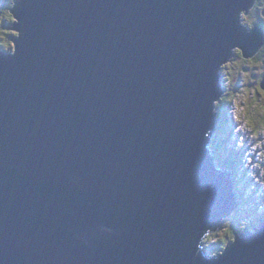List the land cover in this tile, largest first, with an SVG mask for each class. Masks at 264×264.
Segmentation results:
<instances>
[{
	"label": "water",
	"instance_id": "95a60500",
	"mask_svg": "<svg viewBox=\"0 0 264 264\" xmlns=\"http://www.w3.org/2000/svg\"><path fill=\"white\" fill-rule=\"evenodd\" d=\"M254 2H15L0 264H264V224L213 259L200 246L235 208L209 145L222 65L263 43L241 23Z\"/></svg>",
	"mask_w": 264,
	"mask_h": 264
},
{
	"label": "rangeland",
	"instance_id": "374dc122",
	"mask_svg": "<svg viewBox=\"0 0 264 264\" xmlns=\"http://www.w3.org/2000/svg\"><path fill=\"white\" fill-rule=\"evenodd\" d=\"M14 1L17 2L19 0H0V50L12 54H14V44L10 40L12 37H14L13 39L18 38V33L14 30H7L6 28L15 24L16 19H12V16L9 17L8 14L3 11L1 12V10L5 9L4 11L9 12V10L12 9ZM2 14L5 18L2 17ZM248 15L242 14L241 23L244 26H247L248 24ZM233 51H240L242 53L239 48H234ZM231 55L233 56L234 54L232 53ZM222 67L223 68L220 71V82L228 90L225 92L221 104H214L215 120H217V117L222 122L223 120L228 119L226 128L231 124V137L227 135V132L223 131L222 125L221 134L219 132L218 135L215 133L212 136L209 150L215 158L216 168L219 169V171L228 173V171L231 172L233 170L239 183V193L235 191L238 206L234 212L222 219L218 231H212L202 239L203 246L206 247L208 244L207 248L202 249V254L205 257L211 258L217 256L215 253L218 244H220L219 247L223 249L227 243H233L236 236L239 237L242 235H236L240 229H235V224L238 225L239 220H237L236 216L233 214L241 213L239 219L244 221H242L243 225L250 223V227L254 226L255 223L249 220L250 216L246 211V208L249 209L252 206L255 207V202L257 204L264 203V93H260L259 95L256 91L259 86L261 87L259 83H256L258 82L261 70L262 72L264 71V62L258 64V68L254 70L251 58H245L239 53V58L238 56H234V58L231 57L229 61L222 65ZM256 75L258 77L256 78L257 81L255 83L252 76ZM257 112L259 113L257 114ZM256 114L257 116L254 117ZM251 127H254L256 135H253L254 132L251 130ZM223 142L224 144H227L228 149L226 147L223 148ZM231 150L238 152L236 157H239V161H241L240 163L237 159L234 160V169L230 161L228 167H223L220 161L221 159L225 161L226 158H228H222L220 152H223L224 154L226 153L227 156L230 155V157H232L235 154H231ZM231 159L232 158H230V160ZM228 160H226V162ZM243 172L244 179L241 182ZM251 173L252 176L254 174L256 175V182L253 180V182L247 183V180L251 178ZM237 180L233 179V182L237 183ZM244 212L246 215L248 213V215L245 216ZM262 212H264V206L261 205L259 213ZM252 218L253 220L255 219L254 215H252ZM245 232L250 231H244V233ZM209 244L213 247L210 248ZM218 253H220V251Z\"/></svg>",
	"mask_w": 264,
	"mask_h": 264
},
{
	"label": "trees",
	"instance_id": "16d2710c",
	"mask_svg": "<svg viewBox=\"0 0 264 264\" xmlns=\"http://www.w3.org/2000/svg\"><path fill=\"white\" fill-rule=\"evenodd\" d=\"M5 9H3V10H1V11H3L4 13H6V14H8L9 15V17L11 16V14L9 13L10 12V10H9V12L8 11H4ZM12 18V17H11ZM13 19V18H12ZM10 21H11V19H10ZM0 22H1V20H0ZM4 34V33H3ZM4 51V50H3ZM226 90H228V89H226ZM226 98H228V97H226ZM232 99V98H231ZM257 115H255L254 117H256ZM228 120V119H227ZM227 120H223V122L222 121H220V119L217 117V120H216V123H215V128H216V134L218 135L219 134V132H220V134H221V130H222V125H223V131L224 132H226L225 131V127H227ZM220 125H221V127H220ZM251 130L254 132V134L253 135H256V133H255V129H254V127L252 128L251 127ZM219 143V142H218ZM220 144V143H219ZM213 145V144H212ZM220 145H222V144H220ZM223 145H224V147L223 148H227L228 149V147H227V144H224V142H223ZM221 147V146H220ZM222 148V149H223ZM221 150V149H220ZM237 153L238 152H235V151H233V150H231V154H235L234 156H232V157H230V155H228L227 156V154L225 153H223V152H220V154L222 155V158H224V157H228V158H226V160H228L227 162H226V160L224 161V160H220L221 161V163H222V166L223 167H228L229 165H230V163H234V160L236 159V155H237ZM216 154H217V152H216ZM232 158L231 160H230V158ZM229 161H230V163H229ZM234 166V164H232V167ZM222 167V168H223ZM233 171V170H232ZM234 173V172H233ZM234 178H235V175H234ZM249 180V179H248ZM250 182H253V180H249ZM234 186H235V191H237L238 192V190H237V187L239 186L238 184H236L235 182H234ZM263 187H264V185H263ZM239 193V192H238ZM254 202V201H253ZM259 208H260V205H257V206H255L254 208H246V211L249 213V220L251 221V222H254L255 223V225L254 226H251L250 227V223L249 224H244L243 225V220L242 219H239L240 217H239V215L241 214H233V215H235L236 216V218H237V220H239V224L237 225V224H235L236 225V227H235V229H240L239 231H238V233L236 234V235H240V234H242L243 235V233H244V231H253V229H255V228H257V227H259L261 224H264V213H259ZM245 211V212H246ZM255 211V212H254ZM244 212V215L245 216H247L248 215V213H247V215H246V213ZM261 214V215H260ZM252 215H254V220H253V218H252ZM243 221V222H242ZM220 225V224H219ZM217 226L215 229H212V230H210V232H214V231H218L219 229L218 228H220V226ZM209 232V233H210ZM243 232V233H242ZM235 233V232H234ZM228 239V238H227ZM235 239H237V236H236V238ZM235 239H234V241H235ZM228 242H230V241H228ZM231 243L232 242H230V243H227L226 244V246H230L231 245ZM210 245V244H209ZM207 246H208V244H207ZM207 246H206V248H207ZM220 246V244H218L216 247H217V251L219 252V251H221L222 249H221V247H219ZM225 246V247H226ZM211 247H213V246H211L210 245V248ZM224 249V248H223ZM216 251V253L215 254H219L218 252Z\"/></svg>",
	"mask_w": 264,
	"mask_h": 264
},
{
	"label": "flooded vegetation",
	"instance_id": "af4514ba",
	"mask_svg": "<svg viewBox=\"0 0 264 264\" xmlns=\"http://www.w3.org/2000/svg\"><path fill=\"white\" fill-rule=\"evenodd\" d=\"M248 14H249L248 15L249 21H248L247 26H245V27H248L250 29L253 27H260L262 29L263 37H264V0H256L252 9L250 10V12ZM2 17H4L3 14H2ZM13 38L14 37H12V39ZM261 49L251 57V63L253 65L254 70H256L258 68V64L264 62V39H263V43L261 45ZM12 51H13V45H12ZM239 53L242 55V53L240 51H236V52L233 51L234 55L232 56V58H234V56H238V58H239ZM252 77L254 78L253 81L256 83V81H257L256 78L258 76L256 75V76H252ZM263 79H264V71L262 72V70H261V72L259 74L258 82L256 84L259 83V85H261V82ZM226 91L227 90L225 87V92ZM256 91H257V94H259V95H260V93L261 94L264 93V90L260 86H259V88L256 89ZM263 96H264V94H263ZM259 112H257V114Z\"/></svg>",
	"mask_w": 264,
	"mask_h": 264
},
{
	"label": "bare ground",
	"instance_id": "6f19581e",
	"mask_svg": "<svg viewBox=\"0 0 264 264\" xmlns=\"http://www.w3.org/2000/svg\"><path fill=\"white\" fill-rule=\"evenodd\" d=\"M256 1V0H255ZM255 3V2H254ZM14 4H15V2H14ZM14 4H13V6H14ZM254 5V4H253ZM13 6H12V8H13ZM253 7V6H252ZM10 13V12H9ZM11 14V16H12V18L13 19H15L14 17H13V14L12 13H10ZM1 15V14H0ZM6 28V27H5ZM12 43V42H11ZM262 50V49H261ZM0 52H2V53H4V55H6V56H8V55H10V54H12V53H6V52H4V51H2V50H0ZM235 110V109H234ZM236 115H237V113H236ZM240 115V114H239ZM217 124V123H216ZM232 130V127H231V124H230V126L228 127V128H226L225 127V131L227 132V135L229 136V137H231V134H230V131ZM241 136H243V135H241ZM247 167V166H246ZM231 182L234 184V182H233V179L231 178ZM258 197V196H257ZM233 202H234V204H235V208H234V210L236 209V207L238 206V204H237V202H236V199H234L233 200ZM254 208V207H253ZM255 212V211H254ZM261 215V214H260ZM227 216V215H226ZM222 221V220H221ZM221 223V222H220ZM219 223V224H220ZM218 224V225H219ZM262 225V224H261ZM260 225V226H261ZM260 226L259 227H257L255 230H259L260 229ZM254 231V230H253ZM245 233H247V232H245ZM245 233H243V234H245ZM250 233H253L252 231H250ZM240 237V236H239ZM239 237H237V239L239 238ZM227 248V247H226ZM226 248H224V249H222L220 252H221V254H222V252H224V250H226ZM219 256V255H218ZM208 258V257H207ZM211 259H213V258H211Z\"/></svg>",
	"mask_w": 264,
	"mask_h": 264
},
{
	"label": "clouds",
	"instance_id": "9594fccd",
	"mask_svg": "<svg viewBox=\"0 0 264 264\" xmlns=\"http://www.w3.org/2000/svg\"><path fill=\"white\" fill-rule=\"evenodd\" d=\"M14 2H16V1H14ZM233 53V52H232ZM232 57V56H231ZM229 61V60H228ZM220 77H221V74H220ZM221 83V82H220ZM221 85H222V83H221ZM222 90H223V93H222V96L220 97V99L216 102L217 104H221V100H222V98L224 97V95H225V86H223L222 85ZM214 116H215V109H214ZM215 123H216V120H215ZM215 123H214V125H215ZM214 132H216V128L214 129ZM215 134V133H214ZM236 159L239 161V157H236ZM240 163H241V161H239ZM231 164H233V163H231ZM233 169H234V166H233ZM228 173L230 174V176H231V178H234V173H233V171H231V172H229L228 171ZM243 176H244V172H243ZM236 178V177H235Z\"/></svg>",
	"mask_w": 264,
	"mask_h": 264
}]
</instances>
